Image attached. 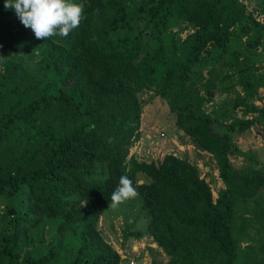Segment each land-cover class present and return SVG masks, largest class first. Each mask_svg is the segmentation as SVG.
Masks as SVG:
<instances>
[{"label": "trees", "instance_id": "1", "mask_svg": "<svg viewBox=\"0 0 264 264\" xmlns=\"http://www.w3.org/2000/svg\"><path fill=\"white\" fill-rule=\"evenodd\" d=\"M71 2L84 6L79 27L42 40L0 0V196H23L0 216V264H119L97 225L122 176L148 217L145 231L128 228L124 239L146 235L167 258L150 264H264L256 201L264 170L230 162L250 159L233 137L264 122V105L237 97L242 118H230L229 108L204 110L217 89L235 88L221 89L231 30L260 24L239 0ZM238 81L246 97L264 88V79ZM142 91L158 95L176 127L211 156L225 186L216 201L183 157L127 159L139 138ZM137 173L149 181L137 185ZM243 239L255 244L242 247Z\"/></svg>", "mask_w": 264, "mask_h": 264}, {"label": "rangeland", "instance_id": "2", "mask_svg": "<svg viewBox=\"0 0 264 264\" xmlns=\"http://www.w3.org/2000/svg\"><path fill=\"white\" fill-rule=\"evenodd\" d=\"M239 2L262 28L256 31L238 24L231 30L228 51L224 58V70L229 78L224 80L221 89L231 85L235 88L230 93H223L219 89L215 91L212 101L204 108L211 116L217 111L229 108L230 118H242L245 107L235 105L237 97L245 99L248 105L253 104L256 107L264 105L263 87L257 89L252 97H246L238 81L243 74L244 77L252 80L264 79V6L259 0H239ZM27 30L35 36L30 28ZM186 32L181 33L180 38H184ZM207 51L211 49L208 48ZM138 99L141 106L139 138L129 146L127 159H133L137 163H157L167 154L183 157L198 167L200 175L209 184L212 197L216 201L225 186L218 178L215 162L211 156L198 151L176 127L175 114L169 111L166 103L158 95L152 91H142L138 94ZM247 132L248 136L242 137L245 140L240 144L241 149L238 147L237 149L247 154L250 159L233 156L230 157V162L235 169L264 170V122L256 123ZM135 181L138 185L147 183L149 179L144 174L137 173ZM22 197L21 195L8 199L0 196V216L6 213L7 206L17 208ZM256 201L264 208V186L259 191ZM140 205L141 201L137 196L123 202L117 208L108 207L99 218L97 229L105 242L118 253L135 259L137 264H150L152 259L164 263L167 258L148 236L145 235L138 241L131 237L124 239V232L128 228L141 231L146 229L148 217L146 211L141 210ZM2 227L3 221L0 218V229ZM247 232L254 234L251 228H248ZM44 237L46 240L54 238L51 227H46ZM247 243L255 244L249 240L244 242L243 239L241 246L244 247ZM131 255L138 258H133ZM119 264H127V260H122Z\"/></svg>", "mask_w": 264, "mask_h": 264}, {"label": "clouds", "instance_id": "3", "mask_svg": "<svg viewBox=\"0 0 264 264\" xmlns=\"http://www.w3.org/2000/svg\"><path fill=\"white\" fill-rule=\"evenodd\" d=\"M5 9L14 10L25 28H30L37 39L53 36L67 37L85 19L84 6L71 0H5ZM139 195L133 182L122 176L119 186L111 194L108 207L117 208Z\"/></svg>", "mask_w": 264, "mask_h": 264}, {"label": "crops", "instance_id": "4", "mask_svg": "<svg viewBox=\"0 0 264 264\" xmlns=\"http://www.w3.org/2000/svg\"><path fill=\"white\" fill-rule=\"evenodd\" d=\"M252 128V127H251ZM244 135L245 136H248V132L246 131V132H244V133H242V134H235L234 135V137H233V142H234V144H235V146L236 147H238V149H241V147H240V144H241V142L243 143V141L245 140L244 138H242V137H244ZM249 139V138H248ZM231 159V158H230ZM155 245V244H154ZM156 246V245H155ZM157 248V247H156Z\"/></svg>", "mask_w": 264, "mask_h": 264}, {"label": "built area", "instance_id": "5", "mask_svg": "<svg viewBox=\"0 0 264 264\" xmlns=\"http://www.w3.org/2000/svg\"><path fill=\"white\" fill-rule=\"evenodd\" d=\"M120 255V259L121 260H127V264H137L134 260L135 259H131V257L129 256H126V255H122V253H118ZM133 258H138L137 256L135 255H131Z\"/></svg>", "mask_w": 264, "mask_h": 264}]
</instances>
